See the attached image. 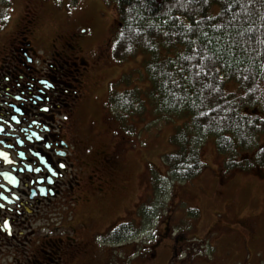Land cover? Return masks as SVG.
<instances>
[{
  "label": "rangeland",
  "instance_id": "374dc122",
  "mask_svg": "<svg viewBox=\"0 0 264 264\" xmlns=\"http://www.w3.org/2000/svg\"><path fill=\"white\" fill-rule=\"evenodd\" d=\"M11 1V24H0V50L8 42L1 37L3 30L18 29L26 21L43 39L55 40L52 47L49 43L44 45L49 51L54 44L61 50L65 40L71 41L66 37L75 33L81 41L82 55L89 61L86 82L90 97L96 98L91 105V112L96 114L92 118L86 115L85 122L91 124L92 134L97 131L101 134L92 138L96 156L88 176L95 185L104 187V192L97 196L90 192L93 186L85 184L83 193L86 198L90 193V202L84 208L79 202L67 212L76 209L82 213L84 209L101 229L116 223L118 216L134 223L135 211H142L138 232L125 243L104 245L102 238H98L107 255L106 264H264V167H226L227 156L218 152L215 137L210 136L200 145L204 164L200 174L180 182L168 176L163 156L176 150L171 136L183 119L177 115H157L156 99L150 97V81L141 54L122 62L112 56L111 45L119 23L115 3L111 0ZM41 41L35 39L34 44ZM104 44L107 45L105 57L94 62L92 52L104 48ZM126 73L130 80L121 81ZM133 87L140 89L136 97L143 99L142 112L121 116L122 119L119 112V117L114 115L121 120L116 121L127 135L125 138L132 141L126 145L124 165L113 171L105 159L123 134L117 128L106 127L104 117L101 118L102 106L108 103L111 90L122 92ZM94 119L96 127L92 126ZM259 143V148L264 145V133ZM253 151L241 153L239 160H252Z\"/></svg>",
  "mask_w": 264,
  "mask_h": 264
},
{
  "label": "flooded vegetation",
  "instance_id": "af4514ba",
  "mask_svg": "<svg viewBox=\"0 0 264 264\" xmlns=\"http://www.w3.org/2000/svg\"><path fill=\"white\" fill-rule=\"evenodd\" d=\"M30 25L25 21L22 27L3 30L1 34L8 42L0 50V127L5 129L0 132V152L7 153L10 163L0 156V264H106L107 255L98 238H102L104 245L113 243L112 239L126 235V225L133 226V237L140 228L142 211H135L134 223L118 216L116 223L101 229L84 209L82 213L76 209L71 214L67 212L79 202L82 208L90 202V193L87 198L83 193L85 184L92 185L90 192L97 196L104 192V187L95 185L88 176L96 156L92 138L101 134H92L91 124L85 122L86 115L92 118L96 114L91 112L96 98L90 97L86 82L90 65L82 55L78 35L70 33L66 39L71 41L65 40L61 50L54 44L49 51L44 45L55 40L43 39ZM35 39L42 41L36 45ZM104 46L92 52L94 62L105 57L107 45ZM5 76L7 79H3ZM17 96L21 99L17 100ZM124 96L128 95L119 93L121 99H126ZM140 104L135 101L134 115ZM44 107L49 111L40 110ZM102 109L106 127L117 128L123 134L117 124L121 120L116 118V107L105 103ZM11 116L20 123L11 120ZM33 119L36 124L31 123ZM45 126L50 131L45 132ZM31 133L45 137L52 148H45V141L30 138ZM125 136L114 142L105 159L111 170H120L127 158L126 145L132 140ZM60 163L66 167L60 168ZM49 167L57 175L53 176ZM5 173L15 182L6 178ZM248 230L253 232L250 227Z\"/></svg>",
  "mask_w": 264,
  "mask_h": 264
},
{
  "label": "trees",
  "instance_id": "16d2710c",
  "mask_svg": "<svg viewBox=\"0 0 264 264\" xmlns=\"http://www.w3.org/2000/svg\"><path fill=\"white\" fill-rule=\"evenodd\" d=\"M111 1L124 31L122 38L115 36L112 56L122 62L141 54L157 115L183 119L171 137L176 150L163 156L168 176L180 182L200 174V145L210 136L228 157L226 167H264V145L259 148L264 133V0ZM11 6V0H0V24L8 23ZM130 78L126 73L121 81ZM110 93L121 119L132 115L135 101L141 103L138 114L142 112L143 99L136 97L140 89ZM119 93L128 96L121 99ZM250 150L252 160H239ZM126 228V235L112 242L129 240L133 226Z\"/></svg>",
  "mask_w": 264,
  "mask_h": 264
},
{
  "label": "snow or ice",
  "instance_id": "6c2138e0",
  "mask_svg": "<svg viewBox=\"0 0 264 264\" xmlns=\"http://www.w3.org/2000/svg\"><path fill=\"white\" fill-rule=\"evenodd\" d=\"M120 2H121V0H116L117 5H119ZM4 19H8V17L5 16ZM124 25H127V20L124 21ZM117 34H118L121 38L124 36L123 26L117 28ZM116 43H119V41H117ZM111 47H112L113 50H115V48H116V44H112ZM3 79H7V77L5 76V77H3ZM20 99H21V97L17 96V100H20ZM33 102H34V101H33ZM40 110L43 111V112H48V111H49V109H48L47 107H44V108H42V109H40ZM17 111H19V109H17ZM0 119H2V117H0ZM64 119H67V117H64ZM11 120L16 121L17 124L20 123V121L17 120V118H16L15 116H11ZM31 123H32V124H36L37 121H36L35 119H33V120L31 121ZM4 130H5L4 127H0V132H3ZM22 131L27 132V129H23ZM44 131H45V132L50 131L49 126H45V127H44ZM31 137H35V138L38 139V140L45 141V143H44V147H45V148H52V145H51L50 143H47V142H46V138H45V137H43V136H37L36 133H31L30 138H31ZM59 142H60V143H63V141H59ZM8 147L11 148L12 145H8ZM261 152H264V149H261ZM20 155H23V153H21ZM37 155H39V153H37ZM60 155H64V154H63V153H60ZM0 156H3L4 160H5L6 162H9V163H10V161H8V155H7V153L0 152ZM253 163L256 164L257 162L254 161ZM59 167H60V168H65L66 165H65L64 163H60V164H59ZM188 167H191V165H188ZM36 171H39V169H36ZM49 171H52V175H53V176L57 175V172H56V171H53L51 167H49ZM4 175L6 176V178H8L9 180H11L13 183L15 182L14 178H13V177H9V176L7 175V173H5ZM49 182H51V181H49ZM33 194H34V193H33ZM8 227H9V225H8V221H5V222H4V228L7 229ZM9 234H11V233H9Z\"/></svg>",
  "mask_w": 264,
  "mask_h": 264
}]
</instances>
